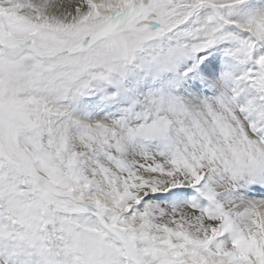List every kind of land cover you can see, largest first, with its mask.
<instances>
[{"label": "snow or ice", "instance_id": "6c2138e0", "mask_svg": "<svg viewBox=\"0 0 264 264\" xmlns=\"http://www.w3.org/2000/svg\"><path fill=\"white\" fill-rule=\"evenodd\" d=\"M0 264H264V0H0Z\"/></svg>", "mask_w": 264, "mask_h": 264}]
</instances>
